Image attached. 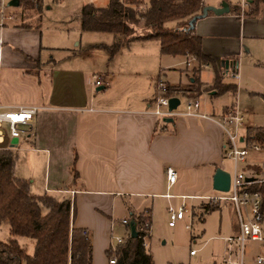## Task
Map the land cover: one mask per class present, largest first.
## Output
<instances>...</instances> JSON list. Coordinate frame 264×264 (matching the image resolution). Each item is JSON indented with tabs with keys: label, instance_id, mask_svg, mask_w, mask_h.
<instances>
[{
	"label": "crops",
	"instance_id": "obj_1",
	"mask_svg": "<svg viewBox=\"0 0 264 264\" xmlns=\"http://www.w3.org/2000/svg\"><path fill=\"white\" fill-rule=\"evenodd\" d=\"M12 1L0 0V20L4 5L7 14L17 12L21 16L0 26V104L44 109L35 116L28 138L17 143L7 139L0 147L16 152L29 151V156L46 160L44 181L39 185L32 176L29 178L31 192L72 201L77 211L74 227L88 232L93 264H109L108 253L115 232L125 228L128 233L131 228L123 225L122 220L131 219L135 224L133 217L146 212L152 218V226L154 216L159 213L165 214L169 222V207L179 208L183 202L187 205V216L176 227H169L174 231L171 233L173 244L189 247L191 252L196 232L200 237L209 235V240L225 245L224 237H215L207 224V217L215 211L204 212L208 205H217L218 210L225 207L235 214L230 203L211 204L205 199L217 194L213 187L216 171L221 169L230 173L222 128L211 120L178 117L167 122V119L150 114L158 96L156 80L160 75H156L159 69L162 70L161 57L150 55V59L143 61L119 57L135 43L155 40L132 42L115 56L103 48L111 46L107 43L87 44V50L78 52L67 46L72 40L71 29L65 33V28L51 25L46 16L53 10L50 1L58 3L59 0H42L41 15L24 18L21 9L10 5ZM246 1L250 4L253 0ZM78 2L80 10L67 11L65 16L79 24L82 31L75 17L83 7L93 4L97 8H106L110 0L101 4L97 0ZM224 4L229 7L228 13L216 15L211 12L195 24V34L202 39L203 53L212 61L207 64L211 68L192 62L187 67L195 63L198 68L195 67L190 83L180 81L178 85L192 90L197 81L203 90L200 101L206 94L217 95L216 90L204 89L215 84L216 73L225 61L238 71L240 63L248 58L258 63L264 61V6L259 16L248 17L244 15L246 11L241 10V0L204 1L205 7L216 9ZM75 44L79 43L74 40ZM97 49L108 55V71L100 77L109 82L106 88H111L114 95L110 101L100 104H96V96L90 94L85 67ZM159 50L161 53V47ZM180 57L186 61L191 59L190 56ZM235 59L238 65L234 64ZM130 62H140L143 67L130 65ZM116 65L117 69L111 71V66ZM205 71H213L209 81L202 80ZM132 77L135 80L144 77L146 85L136 83V87L132 86ZM149 83H153V92ZM234 108L225 107L216 113L211 106L202 104V112L212 117H220ZM169 167L177 172V181L172 186L166 178ZM250 171L251 175H260L264 168L256 165ZM196 221L198 230L195 229ZM189 224L192 229L187 228ZM152 226L149 252L154 238ZM237 231L238 224L231 235ZM219 234H222L221 227Z\"/></svg>",
	"mask_w": 264,
	"mask_h": 264
},
{
	"label": "trees",
	"instance_id": "obj_2",
	"mask_svg": "<svg viewBox=\"0 0 264 264\" xmlns=\"http://www.w3.org/2000/svg\"><path fill=\"white\" fill-rule=\"evenodd\" d=\"M41 3L42 0H20L18 8L23 18L40 16ZM263 6L264 0H253L244 15L257 17ZM204 8L202 0H110L106 8L93 4L84 6L75 20L80 22L84 32L114 35V44L103 47L111 56L132 42L155 40L160 44L161 54L193 56L204 66L212 61L203 53L202 39L195 34L196 22L192 24ZM169 23L175 25L168 27ZM233 62L239 63L237 59ZM224 80L225 71L220 69L214 84L216 94L236 92V87L225 84ZM200 92L201 85L196 81L193 91L179 90L171 94L197 98L189 95L200 96ZM246 140L249 144H259L264 150V128L249 127ZM17 162L16 153L0 148V226L8 223L11 236L8 242L0 241V264H93L88 232L74 227L76 206L70 199L60 201L48 194H33L31 182L16 175ZM250 191L261 193L264 210V183L253 184ZM218 209L217 205H208L204 212L208 214ZM133 219L139 228L151 230L152 218L146 212ZM137 232V237L126 239L114 253H108V257L117 258L115 264H155L144 246V233ZM19 238L35 242L33 255L20 245Z\"/></svg>",
	"mask_w": 264,
	"mask_h": 264
},
{
	"label": "rangeland",
	"instance_id": "obj_3",
	"mask_svg": "<svg viewBox=\"0 0 264 264\" xmlns=\"http://www.w3.org/2000/svg\"><path fill=\"white\" fill-rule=\"evenodd\" d=\"M105 0H97L100 4ZM129 1V0H128ZM50 6L53 7L52 12L46 13V16L49 17L51 21V25L58 24L60 27L65 28V33L69 28L71 29L72 39L67 43L69 48L76 50L78 52H83L87 50V46L94 44H114V36L108 33H92V32H82L80 28H78L77 23L69 21L65 12L67 11H76L81 8L78 0L75 2H68V0H62L58 3H54L50 1ZM144 9V8H143ZM16 15L21 18L20 14L16 12ZM175 23H169L168 27H173ZM142 32V31H141ZM76 40L79 44L73 45V41ZM159 42L153 41L149 43H135L131 46V48H126L122 51L119 57H122L124 60H134L139 59L143 61L145 58L150 59V55H158L161 57V67L162 70L157 72L156 76L160 75V79L156 80V88L159 81H163L165 83H169L173 86L172 91H187L191 92L192 90H185L181 88L179 85L180 81L183 83H190V79L193 76V71L198 68L195 63L192 67L188 68L186 64V59H183L180 56L173 55H163L159 50ZM88 44V45H87ZM98 52H93L92 56L94 58H90L86 63V75L88 78V89L90 90L91 95H95L96 104H100L103 102H108L114 97L113 92L110 90L111 88H101L94 85L95 77L101 76L100 74H105L108 71V55L104 50L97 49ZM120 61H122L120 59ZM130 65H137L138 67H143V64L140 62H130ZM171 66V67H170ZM167 67V68H164ZM170 67V68H169ZM169 68V69H168ZM117 69L116 66H111L110 70L115 71ZM165 69V70H164ZM188 71V72H187ZM221 71H224L221 69ZM229 72H233V68H229ZM190 78L188 77V74ZM213 71H205L202 73V80L209 81ZM136 75V74H134ZM239 75L240 80H234L230 75L225 73V84L232 85L236 87V92L229 91L226 93H221L216 96H209L208 94L202 97L201 103L204 106H211L213 110L218 113L222 111L225 107L238 106L241 111H243L246 115V124L249 128V125L252 127H261L264 128V61L262 63L255 62L252 58H248L245 62L240 63L239 67ZM134 77V76H133ZM132 77L130 84L134 87L137 85H146L144 77L138 79H134ZM244 80L242 82V78ZM85 79V78H84ZM137 83V85H135ZM151 86L152 92L154 91L153 83H149ZM214 85L210 88H205L204 91H213ZM203 94V90L201 89L200 96L189 95L190 97H197L196 99H200ZM94 98V97H93ZM110 99V100H109ZM182 102H185L182 99ZM183 106L181 107V109ZM5 148V146L0 147ZM7 149V148H6ZM12 150L14 153L18 155V162L16 165V175L18 177H23L26 180L32 176V178L37 181V184H41L44 181L46 171H47V163L46 160L34 158L32 155L29 156V151H18L16 152L14 149ZM32 162V165H31ZM227 165L230 170V174L234 173V164L228 159ZM261 166L264 168V150L261 152H256L252 149L249 150V154L247 157V163H240L239 171L245 173L247 176L251 175L250 168L254 166ZM37 188V187H36ZM236 213H233L223 207V210H218L212 213L207 217V224L212 228V231L215 232V237H224L227 238L231 236L233 228H236L237 217ZM235 222H232V220ZM222 224V226H221ZM199 223L196 221L195 229L198 230ZM220 227L222 229V234H219ZM152 235L153 239L151 240V249L150 253L153 257L155 264H222L223 257L225 254L226 244L223 245L221 241L209 240V235L200 237L195 232V236L197 237L193 244L192 248L198 250V255L196 257L190 256V248L189 247H177L172 242L173 229L169 228L168 222L165 214L159 213L157 217L154 216V222L152 226ZM125 228H120L114 234L112 250L119 246V240L127 239V232ZM10 236V226L9 224H3L0 226V241L8 242ZM150 241V240H149ZM20 245L27 251L29 255L34 254L35 250V242L28 238H19ZM110 257V256H109ZM108 257V259H109ZM255 257V251L253 250L252 245H249L246 252V264H253V258Z\"/></svg>",
	"mask_w": 264,
	"mask_h": 264
},
{
	"label": "built area",
	"instance_id": "obj_4",
	"mask_svg": "<svg viewBox=\"0 0 264 264\" xmlns=\"http://www.w3.org/2000/svg\"><path fill=\"white\" fill-rule=\"evenodd\" d=\"M62 1V0H59ZM203 3L205 0H202ZM249 3L246 0H241V10L244 12L248 9ZM6 5L1 9L0 26H4L6 21H15L17 15L7 14ZM190 60L186 62L187 66H191L192 62H196V58L190 56ZM231 65L229 61L222 63L221 68L230 75L234 80H240L239 71L233 68V72H229ZM203 68L209 69L211 66L204 65ZM94 85L99 88H106L109 82H106L100 76L95 77ZM173 86L169 83L159 81L157 84L158 96L155 99L153 108L150 114L166 120L175 119L178 117L199 118L211 120L218 124L226 137L225 157L230 159L234 164V173L231 174L230 190L228 192H217V194L208 196L205 199L211 204H220L223 202L233 205L238 224V231L224 238L226 243L225 254L222 264H246V252L249 245H252L255 251L253 264H264V210L262 207V196L259 192H251L250 187L253 184L264 183V171L260 175L247 176L239 171L240 163H245L252 149L256 152L263 151L259 144H249L246 140V115L241 109L236 106L228 113L220 117H212L202 112V103L200 99L181 97L171 94ZM178 97L180 105L174 109H170V100ZM184 99L185 102H182ZM183 108L181 109V107ZM44 108L38 106H17L8 107L0 104V145L6 143V140L21 141L29 137L33 129V121L35 116ZM6 149V148H1ZM12 149V148H7ZM166 178L169 186H172L177 181V172L174 168H167ZM252 179V180H250ZM170 197V196H168ZM169 227L174 228L177 224L184 220L187 216V205L185 202L179 208L169 207ZM122 224L131 227L132 220L124 219ZM135 222L136 230L144 233V246L148 247V239L150 230L139 228ZM188 229H192V225H187ZM132 237L131 228L128 229L127 239ZM126 240L120 239L119 244ZM116 251V249H115ZM110 250V252H115ZM198 250H191V256H197ZM117 258L113 255L109 257V264H115Z\"/></svg>",
	"mask_w": 264,
	"mask_h": 264
},
{
	"label": "water",
	"instance_id": "obj_5",
	"mask_svg": "<svg viewBox=\"0 0 264 264\" xmlns=\"http://www.w3.org/2000/svg\"><path fill=\"white\" fill-rule=\"evenodd\" d=\"M10 5L13 6V7H19L20 6V0H13L10 3ZM211 12H213L216 15H222V14H225V13L229 12V7H228L227 4H224L222 6V8H220V9H216L214 7L206 6L203 9V13L201 15L195 17L192 20V24L194 22H197L198 20L206 17ZM99 90H102V88L99 89ZM180 102L181 101H180V99L178 97L172 98L170 100V109L171 110L176 109L180 105ZM166 121L167 122H172L173 119H167ZM13 142L17 143L18 141L14 140ZM250 180H252V179H250ZM230 184H231V174L228 173V172H225L224 170L218 169L216 171V174H215V177H214V186H213L214 190L217 191V192H228L230 190ZM131 232H132V237L133 238L138 236V232L136 230V226H135L134 223L131 224Z\"/></svg>",
	"mask_w": 264,
	"mask_h": 264
}]
</instances>
